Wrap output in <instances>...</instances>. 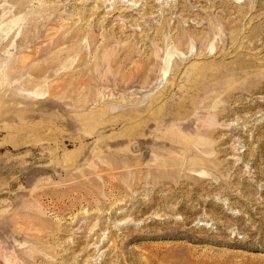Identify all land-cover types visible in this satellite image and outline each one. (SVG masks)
Instances as JSON below:
<instances>
[{"label":"rangeland","instance_id":"obj_1","mask_svg":"<svg viewBox=\"0 0 264 264\" xmlns=\"http://www.w3.org/2000/svg\"><path fill=\"white\" fill-rule=\"evenodd\" d=\"M0 264H264V0H0Z\"/></svg>","mask_w":264,"mask_h":264}]
</instances>
